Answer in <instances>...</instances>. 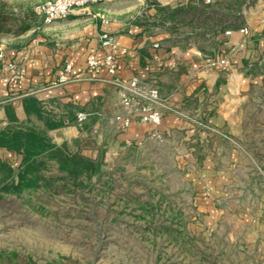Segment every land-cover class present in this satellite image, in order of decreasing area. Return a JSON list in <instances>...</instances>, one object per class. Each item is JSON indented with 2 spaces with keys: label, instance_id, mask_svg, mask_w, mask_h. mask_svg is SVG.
I'll use <instances>...</instances> for the list:
<instances>
[{
  "label": "crops",
  "instance_id": "0c3cea01",
  "mask_svg": "<svg viewBox=\"0 0 264 264\" xmlns=\"http://www.w3.org/2000/svg\"><path fill=\"white\" fill-rule=\"evenodd\" d=\"M109 7L92 6L21 37H3L0 76L9 75L12 63L23 66L26 76L21 83H0V130L45 132L53 144L102 163L104 157L119 162L125 151L167 150L202 218L195 228L215 235L230 218L226 243L264 252V196L255 199L251 187L257 181L243 175L252 166L245 128L261 105L258 96L264 97V1L222 11L220 25L211 15L205 28L178 24L177 32L146 25L141 16H113ZM151 9L148 16H156ZM104 35L113 45H104ZM91 55L99 68L88 67ZM107 55L115 57L121 80L138 78L159 88L165 104L160 125L135 121L125 132L116 129L122 107L114 77L102 64ZM222 59L228 72L211 66ZM79 113L87 116L82 124ZM238 181L249 187L243 194H233Z\"/></svg>",
  "mask_w": 264,
  "mask_h": 264
},
{
  "label": "rangeland",
  "instance_id": "374dc122",
  "mask_svg": "<svg viewBox=\"0 0 264 264\" xmlns=\"http://www.w3.org/2000/svg\"><path fill=\"white\" fill-rule=\"evenodd\" d=\"M1 1L21 14L22 4L34 10L52 0ZM260 1L211 4L222 3L225 12L228 5L255 8ZM169 2L176 6L182 0H110L109 8L113 16L143 18L151 7ZM4 36L13 37L0 33V46ZM258 97L261 105L251 111L243 139L251 146L252 164L243 175L251 173L257 181L251 187L255 199L264 196V97ZM164 151H125L119 162L104 157L97 173L77 180L65 179L49 161L39 187L10 193L3 187L17 180L23 158L1 149L13 173L0 179V264H264V252L226 243L230 218L215 235L195 228L202 218L193 212L192 192ZM248 188L238 181L232 191L243 194Z\"/></svg>",
  "mask_w": 264,
  "mask_h": 264
},
{
  "label": "trees",
  "instance_id": "16d2710c",
  "mask_svg": "<svg viewBox=\"0 0 264 264\" xmlns=\"http://www.w3.org/2000/svg\"><path fill=\"white\" fill-rule=\"evenodd\" d=\"M222 3L207 4L204 0H189L187 6L176 9L171 7L155 6L157 15L152 17L145 15L142 20L146 25L165 28L171 32H177L176 25H184L185 30L205 28L211 15H216V24L224 23L225 15H221ZM233 5H228L231 9ZM21 14H17L12 6L0 0V33L10 34L13 37H21L28 32L39 28L43 21L37 19L32 8L22 4ZM23 13V14H22ZM22 156L18 178L11 184L3 187L5 192L21 193L24 190L37 188L40 181L46 180L43 170L47 162L54 161L61 172L66 173L65 179H79L84 174L89 176L97 173L103 163L73 153L66 147L53 144L47 133L30 128H8L0 130V150ZM9 164L0 158V179L6 181L12 176ZM2 199V196H0Z\"/></svg>",
  "mask_w": 264,
  "mask_h": 264
},
{
  "label": "built area",
  "instance_id": "2783aa9c",
  "mask_svg": "<svg viewBox=\"0 0 264 264\" xmlns=\"http://www.w3.org/2000/svg\"><path fill=\"white\" fill-rule=\"evenodd\" d=\"M207 4H211L214 0H204ZM110 0H52L43 4H39L34 8L36 16L43 20L44 24H52L55 21L67 19L73 13L84 11L92 6L109 3ZM247 33V30H243ZM228 35L230 32L227 33ZM104 45H113V40L108 35H104ZM6 58V50L0 46V64H4ZM88 67L97 69L101 62L96 55H91L88 60ZM103 66L108 73L114 77L112 85L119 91L120 104L122 112L114 117V124L119 132L128 130L135 121L143 124L158 126L164 118L163 108L164 100L160 95V90L155 84L146 83L138 78L128 81L121 80L117 76L118 64L113 55H107L102 61ZM213 67L221 66L226 72L229 71V63L227 59L218 60L212 63ZM9 75L0 76V83H21L25 80V69L19 63H12L7 66ZM70 70L71 66L68 65ZM67 78L63 77L62 82ZM80 124L87 120L84 113L77 116ZM199 125L208 129L202 123ZM227 138V137H226Z\"/></svg>",
  "mask_w": 264,
  "mask_h": 264
}]
</instances>
